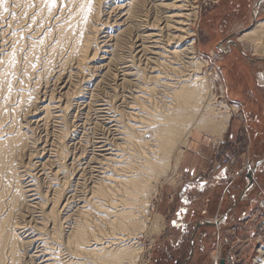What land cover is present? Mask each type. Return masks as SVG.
Wrapping results in <instances>:
<instances>
[{
  "label": "bare ground",
  "instance_id": "obj_1",
  "mask_svg": "<svg viewBox=\"0 0 264 264\" xmlns=\"http://www.w3.org/2000/svg\"><path fill=\"white\" fill-rule=\"evenodd\" d=\"M193 1L0 4V264H131L140 252L131 240L143 228L151 179L164 172L172 150L185 144L192 129L204 130L205 122L211 123L203 116L208 103L197 84L201 78L191 73L202 58L189 40L194 35L190 17L197 14ZM247 34L241 40L263 51L264 21ZM165 67L179 73L173 82H162ZM105 81L130 92L123 99L133 104L131 112L120 114L111 104L101 109L109 129L124 143L87 146L78 141L76 154L69 141L78 132L68 117L79 106L95 112L94 88ZM161 83L162 108L150 104ZM133 86L136 91L130 90ZM192 116L196 119L189 125ZM225 123L208 129L221 131ZM133 140L140 147L136 163L115 153H128ZM89 155L103 161L88 166ZM85 169L97 173L90 196L77 181L70 182V176L82 178ZM73 202L81 204L74 211ZM96 216L101 223L87 222ZM105 222L109 236L99 228ZM260 251L256 264H264V247Z\"/></svg>",
  "mask_w": 264,
  "mask_h": 264
},
{
  "label": "rangeland",
  "instance_id": "obj_2",
  "mask_svg": "<svg viewBox=\"0 0 264 264\" xmlns=\"http://www.w3.org/2000/svg\"><path fill=\"white\" fill-rule=\"evenodd\" d=\"M192 6L193 11L197 12V14L195 15L196 17H190L191 21H189L190 25L188 28L190 29L192 34L194 33V35L190 36L189 40H194V49L196 51L195 56L197 58H202H200V62L197 61V64L193 72L191 73H193L194 76L201 78V81H198L197 84H201L202 89H204L203 96L207 99L208 103V105H206L207 109L205 108V110L203 111V116H206V118L209 116V119L211 118V123L209 124V122H205V125L207 124V127L204 126V130L200 129L201 131L199 130V128L192 129L189 135L186 137L187 139L185 140V144L184 142L182 144H176L170 154L167 166H164V168L166 169L163 168L164 170L160 172L162 173L164 171L159 175L160 177L158 176L151 179V188H149V192L146 195L147 199L145 207L144 209H142L143 212L141 213V223L143 224V228L141 231H137L135 235H132V237L134 236L135 239L131 240L132 242H136L135 245H138V247L140 248V252L134 255L131 264H149V259L152 258V250H155L158 244L167 242L169 240L168 236H163L162 234L164 232L163 230H166L168 220L171 217H167L166 215H163V218L162 216L160 217L157 207V203L159 202V193L166 191V189L168 190V193L169 189L170 192L179 190V187L182 184L185 176V174H183V172L179 168V166H181L180 159L183 155V151L188 148L190 144L189 142H191L195 138H199L198 142H200L199 144L205 149V155L207 157L203 161L202 166L204 167L197 172L195 177L207 180L221 169L232 170L235 166H238L242 175L247 176L248 178H250L251 180H255L256 182L255 192H253V194L251 195H254L252 198L255 199L249 205L246 203L247 213L244 217H247V219L241 221L239 225L230 228L231 234L234 235L229 238L230 243H251L253 245V254L250 256L251 260L250 258L247 260V264H256L258 257H260V250H263L264 247V91L261 92V95L263 93L261 97L254 99L249 95L248 90L238 92L231 91L227 89L226 83L229 81L237 84L243 83V81H247L242 75L245 68L246 70L252 72L251 81L255 85L257 84L256 86H259L258 78L256 75L257 73L264 71V50L262 51L261 49H258V52L257 48L252 42L241 40V38L246 37L248 35L247 33H249L257 23L264 21V13L261 16H258L254 20V22L251 23L250 17L248 16L249 0H242L238 8L235 5H231L227 2L223 3V1L221 2L220 0H195L193 1ZM232 10H236V12L230 14ZM213 12H221V14H219L217 18H212V20L206 22L207 26L210 27L209 30L211 32V35L209 38H202L201 26L204 23V17L208 15V13ZM232 15H235L237 17L236 23H238L239 29L237 34L233 36V39L236 41H234V43H229V46H226L225 42H223V45H219L216 51H212L209 54L208 52L203 54V52L200 50L201 45L211 42L213 43V40H223L226 37V31L229 28L230 23L234 22L232 21ZM228 47H230L231 51L234 52V54L236 55V59L228 65L227 69L224 70L222 65V59L224 56H221H226V54L224 53H227ZM121 50H119L120 52H117L119 53V55H124L126 60L128 55L125 56V51L123 52ZM260 51L262 52L260 53ZM185 60L188 59H181V63H183V61ZM240 72H242V74H240ZM164 74L165 79H162V82H173L174 78L178 77L179 75L178 72H173V70H170L167 67H165ZM134 78L136 77H133V79ZM254 84L251 86L253 87ZM92 88L93 87H91L90 89ZM156 88V91H158H154L156 93V98H154V102H151L150 104H155V106L158 105L162 108L163 105H161V103L163 102H161V99L159 98L163 96L162 90L164 91V86L161 83ZM53 89L55 91L54 93H57L56 87L53 86ZM130 90L136 91L137 89L135 88V86H133L130 87ZM94 91L95 92L93 93L98 92V95H96L97 97L95 99L97 103H94L97 105L95 107V112L97 114L91 110H88L87 108L85 109L83 106H79V110L77 109L78 112L77 110H75L71 112L70 119L68 117V121L69 123H71V128L73 123H75L78 132L76 135L77 138L75 137L76 139H74L73 141H69V147L73 148L74 145L76 146V154L77 152H80V150L78 149L79 146H77L78 141L83 145L87 143V146L90 143L94 145V143L100 141L112 143L115 142L117 144L124 143L123 140H118V137L120 135H117V132L114 133L111 131L112 129H109L111 125L107 123L108 116L106 117V115L101 112V109H104V107L106 108V106L104 105L111 104L114 108H117L120 114L131 112V110H128V107L132 106L133 104H127V102L130 101L127 100L126 102L123 99L124 95H129L130 92H127L129 91V89H126V92L122 93V91L124 90L118 88L114 89L109 84V82L105 81L103 83H99V88H94ZM48 92L52 91L48 89ZM132 94L136 95V93ZM155 96L153 95V97ZM239 98H241L242 100H239ZM140 115H142V113ZM95 116H97L98 118ZM220 117L221 120L219 119ZM124 118L125 117H123L122 119L124 120ZM194 119L196 118L192 116L189 125L193 121H195ZM218 121H222L223 123L226 122L224 124V130L222 129L221 131L215 132L214 130L208 129L213 124L218 123ZM135 125L140 126L141 124L136 123ZM147 130L149 129L147 128ZM141 133L143 132H140V134ZM135 135L137 136L138 134L136 133ZM147 135L148 134H146L145 136ZM145 136L144 138L140 136L138 137L145 139ZM133 141L129 143V145L131 144V147L128 145V147L126 148V151L128 153L122 152L120 150L115 151V153L125 154L124 158H129L133 163H136V161L139 160L136 158L135 154L138 153V149L140 147L136 140L135 141L137 143L135 141L133 143ZM94 146H96V144ZM90 149H92V147L89 148L87 153L91 151ZM93 153L95 155L96 153L103 155L105 152L100 153L96 151ZM97 161L102 162L103 158L101 156L98 157L89 155L85 160V162H89L88 166H99V164H97ZM255 166L258 167H256L255 169ZM84 172V176L82 178L79 177V174L70 176V182L72 185H74L77 181L83 188V191L81 192L83 194L85 192L86 196H90L89 190L94 185H96L95 182H97V177L95 174L97 173L90 171L89 169H85ZM99 175L102 176L103 174ZM77 191H79V189H77ZM256 193H258L259 195ZM168 198L170 202H173L176 196L172 194ZM162 200L166 199L164 198ZM99 201L106 203V201L103 200ZM80 205H78L77 202H73L72 211H74ZM97 218V216L94 218L90 217L87 222L91 225L93 222L101 223L99 218ZM107 225L108 223L105 222V224H100L99 227L106 235L108 233ZM64 226H66V224H64ZM104 234L102 233L103 237L109 236V234L107 236ZM173 236L175 237V234H173ZM162 237H164L165 239H163ZM210 240L211 239H209V241ZM33 251H35V249Z\"/></svg>",
  "mask_w": 264,
  "mask_h": 264
},
{
  "label": "crops",
  "instance_id": "obj_3",
  "mask_svg": "<svg viewBox=\"0 0 264 264\" xmlns=\"http://www.w3.org/2000/svg\"><path fill=\"white\" fill-rule=\"evenodd\" d=\"M220 1L238 8L242 0ZM248 8V16L252 23L264 13V0H249ZM234 12L236 10H232L230 14ZM219 14L221 12H213L204 17V23L201 26L202 38H209L211 35L210 27L206 22L217 18ZM232 16L234 22L230 23L226 37L219 41L211 39L213 43L201 45L200 50L203 54L216 51L219 45H223V42L229 46V43L236 41L233 36L239 29L236 23L237 17ZM224 54L226 56L221 57L224 56L222 65L225 70L236 59V55L230 47ZM242 75L247 81L237 84L228 81L227 89L237 92L248 90L252 98L261 97L263 95L261 92L264 91V71L256 75L259 86L251 81L252 72L249 70L244 68ZM239 100L242 99L239 98ZM198 139L195 138L189 142L188 148L183 151L180 159L179 168L185 176L179 190L170 192L169 189L168 193L166 189L159 193L157 203L159 215L162 218L163 215L171 217L162 234L168 236L169 240L158 244L157 248L152 250L149 264H214V262L217 264H247V260L253 254L251 243H230L229 238L234 235L231 234L230 228L247 219L244 217L247 213L246 203L249 205L255 199L252 198L254 195H251L255 192L256 182L242 175L238 166L232 170L221 169L207 180L195 177L197 172L204 167L202 166L203 161L207 158L205 149L199 144ZM256 167L258 166H255V169ZM172 194L176 198L170 202L168 197ZM164 198L166 200H162Z\"/></svg>",
  "mask_w": 264,
  "mask_h": 264
},
{
  "label": "snow or ice",
  "instance_id": "obj_4",
  "mask_svg": "<svg viewBox=\"0 0 264 264\" xmlns=\"http://www.w3.org/2000/svg\"><path fill=\"white\" fill-rule=\"evenodd\" d=\"M6 2H7V0H0V4L6 3ZM5 10H7V9H5Z\"/></svg>",
  "mask_w": 264,
  "mask_h": 264
},
{
  "label": "built area",
  "instance_id": "obj_5",
  "mask_svg": "<svg viewBox=\"0 0 264 264\" xmlns=\"http://www.w3.org/2000/svg\"><path fill=\"white\" fill-rule=\"evenodd\" d=\"M214 1V0H213ZM214 264H217V262H214Z\"/></svg>",
  "mask_w": 264,
  "mask_h": 264
}]
</instances>
